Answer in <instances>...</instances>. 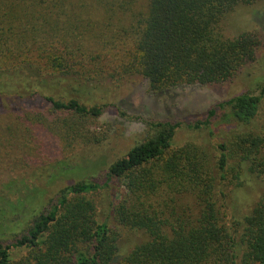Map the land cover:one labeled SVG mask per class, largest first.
Wrapping results in <instances>:
<instances>
[{"label":"trees","instance_id":"trees-1","mask_svg":"<svg viewBox=\"0 0 264 264\" xmlns=\"http://www.w3.org/2000/svg\"><path fill=\"white\" fill-rule=\"evenodd\" d=\"M262 1L148 0L124 71L139 74L151 95L163 97L181 86L228 80L255 62L261 42L253 33L227 39L219 22L239 5ZM67 3L0 0V94L40 97L54 112L98 118L101 100L79 94L81 72L90 68L78 32L63 18ZM256 81L258 95L217 103L204 121L156 123L157 134L111 165L103 183L63 188L24 234L0 242V264H264V194L241 220L226 213L229 189L248 177L264 179V130L254 125L264 76ZM218 122L235 130L212 151L191 145L172 151L179 129L212 136ZM113 181L122 183L117 200ZM108 189L103 216L94 196ZM121 229L140 236L127 251Z\"/></svg>","mask_w":264,"mask_h":264},{"label":"rangeland","instance_id":"rangeland-1","mask_svg":"<svg viewBox=\"0 0 264 264\" xmlns=\"http://www.w3.org/2000/svg\"><path fill=\"white\" fill-rule=\"evenodd\" d=\"M68 2L63 18L71 21L72 34L78 32L74 37L90 68L81 72L79 94L84 101L91 96L101 100L103 113L92 118L54 112L40 97L16 99L0 94V196L8 195L7 202L0 201L2 243L24 234L66 186L80 181L103 183L111 165L157 134L156 123L204 121L205 113L217 103L247 92L258 95L256 80L264 76V1L239 5L219 22L227 39L243 33L258 36L261 45L255 62L222 83L181 86L164 97L151 95L139 74L124 71L138 27L146 19L148 0ZM254 125L264 130V100ZM234 130L233 125L219 122L212 136L207 130L181 128L172 151L187 145L212 151ZM121 184H110V189L118 187L114 200L122 192ZM110 189L94 196L103 216L108 214L104 209L111 200ZM228 191L226 213L241 220L264 194V179L248 177L241 188ZM119 233L125 251L140 238L123 229Z\"/></svg>","mask_w":264,"mask_h":264}]
</instances>
